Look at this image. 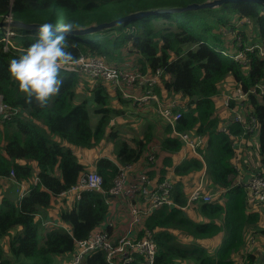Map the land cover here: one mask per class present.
<instances>
[{"label": "trees", "instance_id": "obj_1", "mask_svg": "<svg viewBox=\"0 0 264 264\" xmlns=\"http://www.w3.org/2000/svg\"><path fill=\"white\" fill-rule=\"evenodd\" d=\"M203 1L0 0V22H7L11 15L13 21L50 22L54 26L71 21L86 27L136 11L185 8ZM247 19L252 31L257 30L259 35L253 42L264 44V5L252 1L227 3L216 10L145 15L92 35L67 38L68 50L78 59L94 55L111 65L137 67L141 72L152 73L159 68L163 71L155 92L163 98L166 95L181 99L178 130L207 137L206 146L200 150L207 166L206 183L219 192L214 200L200 202L189 212L181 206L186 205L195 186L192 178L201 174L203 163L195 155L177 163L181 142L170 135L171 127H167V137L155 150L157 161L152 164L147 157L157 145L154 127L149 126L133 144L121 137L110 122L118 114L124 118L125 105L133 100L125 99L120 90H112L101 79L62 71L60 92L46 107H39L34 100L27 103L8 67L11 59L18 58L34 42L37 31L12 28L14 35L7 43L5 29L0 28V96L20 111L4 121L0 117V179L12 180L13 171L14 181L29 189L25 196L18 194L16 198L10 192H0V264H57L58 258L73 254L76 241L87 239L107 220V196L83 190L79 199L70 204L62 202L58 210L60 222L46 228L43 220L54 199L91 170L102 176L103 188L108 191L120 168L132 164H142L158 180L175 170L172 195L177 206L151 212L138 233L140 238L147 230L151 232L158 249L155 264H258L252 243L264 239V206H251L245 188L235 183L232 141L219 131L223 119L218 114L226 78L245 92L264 83V58L257 52H246L248 66L223 54L250 46L249 37L237 31L238 25H248ZM229 33L241 35V44L238 37L225 36ZM129 54L132 58H126ZM84 79L93 82L86 90L93 97L94 113L99 117L95 125L90 104L78 97ZM248 102L260 125L258 151L264 165V97L252 94ZM231 130L233 134L241 132L237 124ZM107 140L115 144L114 158L97 156L90 166L88 160H82L85 151L94 152ZM178 234L192 242L182 243ZM220 237L221 242H216ZM133 257L129 264H145L143 256ZM81 264L109 263L106 253L96 250L87 254Z\"/></svg>", "mask_w": 264, "mask_h": 264}, {"label": "built area", "instance_id": "obj_2", "mask_svg": "<svg viewBox=\"0 0 264 264\" xmlns=\"http://www.w3.org/2000/svg\"><path fill=\"white\" fill-rule=\"evenodd\" d=\"M7 21H13L11 15L8 16ZM11 31H13L12 27L5 28L4 40L11 35ZM247 51L257 52L261 58H264L263 43H254L244 50L240 49L236 52L223 51V54L235 62H240L243 66H248ZM79 60L80 63L74 70H70L69 72H77L81 76L90 79H101L108 83L112 90H120L125 99L133 100V103L140 105L138 106L139 108L143 106L154 111L164 122L166 128L168 126L171 127L170 135L181 142L177 163L180 164L189 155H195L203 163L201 178H205L207 166L200 150L206 146L207 137L195 132L177 129V123L182 118V112L180 111L182 102L179 97L169 98L165 95L163 98L155 92L163 74L160 68L152 73L141 72L137 67L111 65L103 57L94 55H82L79 57ZM252 94L264 97V83L255 85L247 92L242 87H237L221 95V106L219 109L224 110L227 116L222 121L219 131L229 135L232 141V149L234 151L233 166L235 171H237V176L234 179L235 183L245 188L250 205L256 207L259 204L264 206V171L252 173L246 181L243 178V171L237 165V161L241 156V148L252 141L251 139L246 140L245 137L250 136L256 139L259 137L260 125L258 120L252 115L248 102V97ZM19 112V109L11 108L7 105L2 96H0V117L2 121L9 119L12 115H16ZM114 118L110 123V126L113 127L117 124V120H114ZM233 124L240 126L241 132L239 134L232 133L231 126ZM152 151L148 154L147 159L150 163L155 164V149ZM234 160L236 161L235 163ZM133 168L134 164L121 167L118 175L113 180V186L108 191L103 188L104 180L102 176L96 171L91 170L83 175L75 186L60 193L59 198L72 203L75 199L80 198L83 190L102 192L107 196L109 209L113 206L112 198H119L127 207L129 230L128 232L114 236L108 231V227L110 226L105 225L104 227L103 224L101 229H98L87 239L76 241V248L74 253L71 254V260L65 261L64 264H81L87 254L96 250H103L106 253V260L109 264H129L133 261V255L135 254L143 256L145 264H155L158 249L151 232L147 230L140 238H138V233L143 225V220L151 212L164 206H177L172 195L175 170L168 171L163 180L154 184L147 174L130 179L129 174ZM11 177L12 181L16 183L13 171L11 172ZM16 185V192L21 197L28 193L29 189L26 190L25 185L19 183H16ZM218 195V191L201 183L191 190L186 205L181 206V209L186 211L200 202H211ZM53 224L49 219L43 222V226L45 227ZM131 232H134V234H131Z\"/></svg>", "mask_w": 264, "mask_h": 264}, {"label": "clouds", "instance_id": "obj_3", "mask_svg": "<svg viewBox=\"0 0 264 264\" xmlns=\"http://www.w3.org/2000/svg\"><path fill=\"white\" fill-rule=\"evenodd\" d=\"M78 28L79 25L71 21L55 27L50 22L41 23L37 26L34 42L18 58L9 61L8 72L27 103L34 100L39 107H46L59 94L63 84L60 73L74 70L80 63L68 50L67 39Z\"/></svg>", "mask_w": 264, "mask_h": 264}, {"label": "crops", "instance_id": "obj_4", "mask_svg": "<svg viewBox=\"0 0 264 264\" xmlns=\"http://www.w3.org/2000/svg\"><path fill=\"white\" fill-rule=\"evenodd\" d=\"M128 57L132 58V56H130V54L128 56H126V58H128ZM221 95L219 96V99H220ZM135 107H138L136 105V103H131L129 105V109L130 110L134 109ZM219 108H220V106H219ZM219 108H218V111L221 110ZM126 110H127V108H126ZM149 112H151L153 114L154 119H157V123H155L157 126H164L163 130L166 133V136L164 134H162V136L167 137V135H168L167 134V128H166L164 122L157 115L154 114V111H149ZM220 116L224 120V118H225V116H227V114L225 112H223V114H221ZM119 119H120V121L125 120V118H120V117H119ZM118 123H120V122H118ZM118 123L116 124V126H114L115 129H116ZM152 123H154V122H152ZM156 125H155V127H156ZM158 134H160V133H158ZM165 137L163 139H161V140L163 141L165 139ZM245 139L246 140L251 139L252 141L249 142V144H246V145H244L241 148V151H240L241 156H240V159L237 161V165L240 168V170L243 171V178L247 181L249 179L250 175H252V173H254V172L255 173L263 172L264 171L263 170L264 165L260 163V156H259V151H258V139H259V137H258V139H256V138H253V137H250V136H246ZM156 141H157V145H155L153 150L154 149L156 150L157 147H159L161 142H162V141H159L158 139H156ZM97 150L98 149H96L95 151H97ZM158 151L159 150H157V152ZM150 152H153V151L151 150ZM92 153H93V151H85L86 157L84 156L85 154L82 156L84 158L82 160H84V161L88 160L90 162L88 164L89 166H90V164L95 163V160L97 158V156H93ZM155 155H156V152H155ZM156 161H157V155H156ZM235 162L236 161L234 160V163ZM232 163H233V159H232ZM157 172H158L157 176L159 177L160 176V171L157 170ZM144 174H147L148 177L150 178V180L154 184H157V183H159L161 181V180H158L156 178L151 177L147 173V169H143L142 164H134V168L130 171L129 175H130V179H134L135 177H137L139 175H144ZM192 180L195 183L194 187L198 186L201 183H203V185H207L206 177L205 178H201V174L193 176ZM34 182H35V180H34ZM0 185H1L2 188L4 187V189L0 191L1 193L2 192L3 193L4 192H10V194L12 196H14L15 198L17 196H19L18 193L16 192L17 185L11 179H8V180L0 179ZM5 188H7L8 190H5ZM210 188H212V187H210ZM191 190H190V192H191ZM58 199H59V201H58L57 205L55 206L54 203H53V208H51L47 212V216H46L47 219H49L53 223H56V222L59 223L60 222L59 221V217H58V210H59V208L61 206H63V203L61 201V198H58ZM112 203H113V206L111 207L112 215H111V209H110V213H109V216H108L107 220L104 223V227H105V225L106 226H110V227H108L109 233L114 235V236H116V235H118L120 233H125V232L129 231L128 230V215H127V210H126L127 207H126L125 203H123L119 198L118 199L117 198H112ZM68 204H70V203H68ZM194 207H196V206H194ZM194 207H190L186 212H189L191 209H194ZM51 210H52V219L49 216V212ZM47 219L45 218V220H47ZM43 222H44V220H43ZM110 223H112V225H110ZM131 234H134V232H131ZM259 240L260 239H258L256 241H259ZM256 241H254L252 243V247H253V245L255 244ZM255 252H257V256H258L257 257L258 264H264V253L259 255L258 251H255ZM68 258H69V260H68ZM71 258H72V255L63 256L61 258H58L57 261L62 263V264H64L65 261H70Z\"/></svg>", "mask_w": 264, "mask_h": 264}, {"label": "rangeland", "instance_id": "obj_5", "mask_svg": "<svg viewBox=\"0 0 264 264\" xmlns=\"http://www.w3.org/2000/svg\"><path fill=\"white\" fill-rule=\"evenodd\" d=\"M247 21H245V23H247L248 25H244V26L238 25L237 31L245 33L246 36L249 37L248 40L250 41V43H248V45H251L252 43H254L253 41H255L256 39L258 41L259 35H258L257 30L256 31H252L254 28H253L252 23L250 22V20L247 19ZM2 33H3V31L0 32V35ZM10 34L11 35H9V37L6 39L7 43H10V41H11L10 38L13 35V31H11ZM225 36H228V38H230V37H232V38L233 37H238V45L241 44V42H240L241 38H242L241 35L237 36L235 33H229V35L226 34ZM231 80H232L231 78H226L225 82L222 84L223 91H222L221 94H224V93H226L228 91H232L235 88L239 87V86L234 87V85L231 84V82H232ZM83 81H85V82L82 83V87H79V89H78V97H79V99L85 98L88 101V104H90L89 105V110H90V114L92 116L93 125H95L96 120L99 117L94 113L95 107H94V103L92 101L93 97H92V95H90V92L86 90V86L88 85V83L93 85L92 84L93 82H91V81L87 82L85 79ZM116 105L120 106V102L117 101ZM125 108H127V111L125 113L126 115L124 114L125 115L124 116L125 120L120 121V119H119L120 115L119 114L117 116H114L115 117L114 120H117V123L120 122V123H118V125L116 127V131L121 135V137L126 139L128 142L133 144V140H136V139L142 137L144 132L146 131V129L149 126H151V125L154 127V130L156 131V133H155L156 139H158L159 141H162L161 139H163L166 136V133L163 130L164 126H157L155 124V123H157V119H154L153 114L151 112H149V111H152V110H149V109H147V108H145L143 106H141V108L135 107L134 109L130 110L129 109V105H125ZM223 112H224V110H219L218 114L221 115V114H223ZM152 122H154V123H152ZM112 124H113V122H112ZM155 125H156V127H155ZM158 133H160V134H158ZM157 134H158V136H157ZM162 134H164L165 136H162ZM114 151H115L114 142H112L110 140H107L103 145H101L98 148L97 151L94 150V152L92 154H94L96 156L106 155L108 157L114 158L115 157V152ZM85 157H86V154H85ZM3 180H5V179H3ZM0 187H1V185H0ZM3 189H4V187L2 189H0V191L3 190ZM5 190H8V189L5 188ZM4 193H6V192H4ZM58 201H59L58 198L54 199L53 203H54L55 206L57 205ZM61 201L65 202V199H61ZM67 203H69V202H67ZM52 208H53V206H52ZM49 216L52 219V210L49 212ZM262 225H264V217H263ZM177 236L179 237V240L182 243H188L189 244V243L192 242L190 239L189 240L188 239H183V236L181 234H178ZM42 238H43V235H42ZM219 240L221 242V237L216 242H219ZM252 250L253 251H258L259 255L263 254L264 253V239H260L259 241H256L255 244L252 247ZM68 260H69V258H68ZM56 262H57V264H62V263H60L58 261H56Z\"/></svg>", "mask_w": 264, "mask_h": 264}, {"label": "water", "instance_id": "obj_6", "mask_svg": "<svg viewBox=\"0 0 264 264\" xmlns=\"http://www.w3.org/2000/svg\"><path fill=\"white\" fill-rule=\"evenodd\" d=\"M254 2L257 4H263L264 0H205L202 3H192L189 4L185 8H172V9H162V8H156L153 10H147V11H136L132 12L124 17L112 20L110 22L101 23L99 25L91 24L86 27H79L78 29L74 30L69 36H87L95 34L99 31L105 30V29H111L115 28L116 26L120 24H125L128 22H132L138 18H141L145 15H159L164 13H181L188 10H199V9H211L216 10L222 7V5L232 2ZM40 23H26L22 21H12V22H0V28L4 29L6 27H12L16 29H25V30H31V31H37V26ZM55 27V26H54Z\"/></svg>", "mask_w": 264, "mask_h": 264}]
</instances>
